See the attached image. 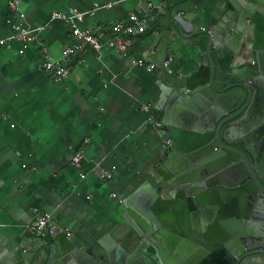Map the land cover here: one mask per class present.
<instances>
[{"label": "crops", "instance_id": "0c3cea01", "mask_svg": "<svg viewBox=\"0 0 264 264\" xmlns=\"http://www.w3.org/2000/svg\"><path fill=\"white\" fill-rule=\"evenodd\" d=\"M8 1L0 0V38L10 33ZM96 3L114 4L80 24L96 28L102 41L111 36L112 23L131 24V14L143 17L148 11L145 0H21L23 24L45 26L25 43L0 47V264H21L26 253L41 251L44 263L51 264L52 255L70 244L83 249L121 241L129 231L122 199L144 182L153 184L162 168L166 140L142 110L150 105L156 119L160 70L131 62L153 58L157 36L134 37L125 55L108 46L78 51L66 79L40 69L45 55L58 58L74 42L66 22L48 23L51 13L67 7L85 11ZM226 3L205 0L195 8L194 23L202 30L213 28ZM155 15L166 18L161 5ZM168 56L170 71H186L185 51L175 43ZM76 152L79 166L71 163ZM104 171L112 176L104 177ZM44 213L51 215L55 235L31 236L28 225Z\"/></svg>", "mask_w": 264, "mask_h": 264}, {"label": "water", "instance_id": "95a60500", "mask_svg": "<svg viewBox=\"0 0 264 264\" xmlns=\"http://www.w3.org/2000/svg\"><path fill=\"white\" fill-rule=\"evenodd\" d=\"M204 1L165 3L134 35L158 37L156 130L169 145L153 184L121 201L129 231L51 264H264V0H227L209 30L193 21ZM173 43L185 72L163 64Z\"/></svg>", "mask_w": 264, "mask_h": 264}, {"label": "built area", "instance_id": "2783aa9c", "mask_svg": "<svg viewBox=\"0 0 264 264\" xmlns=\"http://www.w3.org/2000/svg\"><path fill=\"white\" fill-rule=\"evenodd\" d=\"M20 1L21 0L8 1V8L13 13L6 20L10 33L8 36L0 38V47H10L15 41L25 43L32 39L34 34L45 26L43 25L36 28L25 26L22 22V16L19 10ZM145 3L148 11L143 14V17L131 14V24L112 23L109 26L111 36L106 41L100 39L96 28L89 26L84 27L81 26L80 23L83 21L84 17H91L98 9L110 8L114 3H106L104 5L96 3L91 9L85 11L73 7H67L64 10L52 12L49 16L48 23L56 20L66 22L70 27L74 42L65 46L60 51V56L58 58L54 59L48 54L45 55L40 64L41 71L57 79H66L70 72L69 65L74 61L78 51L86 48L99 51L103 46H108L118 53L125 55L134 40V35L136 33L144 32L146 20L152 17V13L158 5H161V7L163 5L160 0H145ZM131 62L136 66L149 70L157 68V63L151 58L148 60L134 58ZM171 62L172 57L168 56L164 59L163 64L164 66L169 67ZM142 110L148 114L147 121L154 127H158L159 124L155 119L150 105H143ZM166 143H168V141ZM80 160L81 153L79 152L74 153L71 157V163L73 166H79ZM103 176L110 178L112 175L111 172L104 171ZM56 231L57 228L53 224L49 213L38 215L27 227V232L31 236L37 238L52 237L55 235Z\"/></svg>", "mask_w": 264, "mask_h": 264}, {"label": "bare ground", "instance_id": "6f19581e", "mask_svg": "<svg viewBox=\"0 0 264 264\" xmlns=\"http://www.w3.org/2000/svg\"><path fill=\"white\" fill-rule=\"evenodd\" d=\"M142 33H143V32H142ZM157 67H158V66H157ZM158 124H159V123H158ZM167 141H168V140H166V142H167ZM166 142H165V143H166ZM165 145H166V146L169 145V141H168V143H166Z\"/></svg>", "mask_w": 264, "mask_h": 264}]
</instances>
